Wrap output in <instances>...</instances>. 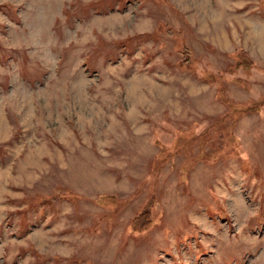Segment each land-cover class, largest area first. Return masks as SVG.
Wrapping results in <instances>:
<instances>
[{"label": "rangeland", "instance_id": "rangeland-1", "mask_svg": "<svg viewBox=\"0 0 264 264\" xmlns=\"http://www.w3.org/2000/svg\"><path fill=\"white\" fill-rule=\"evenodd\" d=\"M0 264H264V0H0Z\"/></svg>", "mask_w": 264, "mask_h": 264}]
</instances>
